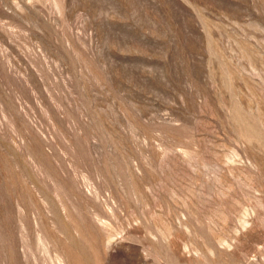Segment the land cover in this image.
Returning <instances> with one entry per match:
<instances>
[{
  "label": "rangeland",
  "instance_id": "obj_1",
  "mask_svg": "<svg viewBox=\"0 0 264 264\" xmlns=\"http://www.w3.org/2000/svg\"><path fill=\"white\" fill-rule=\"evenodd\" d=\"M0 264H264V0H0Z\"/></svg>",
  "mask_w": 264,
  "mask_h": 264
}]
</instances>
